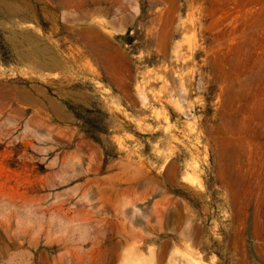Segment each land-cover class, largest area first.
Here are the masks:
<instances>
[{
	"label": "rangeland",
	"instance_id": "obj_1",
	"mask_svg": "<svg viewBox=\"0 0 264 264\" xmlns=\"http://www.w3.org/2000/svg\"><path fill=\"white\" fill-rule=\"evenodd\" d=\"M0 264H264V0H0Z\"/></svg>",
	"mask_w": 264,
	"mask_h": 264
}]
</instances>
